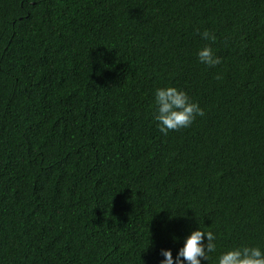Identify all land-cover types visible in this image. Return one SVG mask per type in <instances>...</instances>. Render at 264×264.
<instances>
[{"label":"trees","instance_id":"16d2710c","mask_svg":"<svg viewBox=\"0 0 264 264\" xmlns=\"http://www.w3.org/2000/svg\"><path fill=\"white\" fill-rule=\"evenodd\" d=\"M165 85L205 110L167 135ZM177 213L264 247V0H0V264H159Z\"/></svg>","mask_w":264,"mask_h":264},{"label":"clouds","instance_id":"9594fccd","mask_svg":"<svg viewBox=\"0 0 264 264\" xmlns=\"http://www.w3.org/2000/svg\"><path fill=\"white\" fill-rule=\"evenodd\" d=\"M197 32L203 40L212 42L216 40L215 34L207 29L203 32L197 29ZM196 56L201 64L209 67L221 63V57L215 54L209 44L198 48ZM153 104V120L159 132L164 135L171 131L186 129L197 117L205 115V110L197 101H194L184 89L173 85L157 87L153 92ZM179 213L177 215L185 220L194 219L197 226L193 228L189 223L188 234L183 237L182 245L178 247L175 255L171 248H161L159 255L163 258L159 264H203V262L209 264L213 253H216L215 264H264V247L238 244L218 251L217 233L202 228L201 221L195 215L188 217L186 213L183 215ZM171 239L179 243L181 238L173 234Z\"/></svg>","mask_w":264,"mask_h":264}]
</instances>
